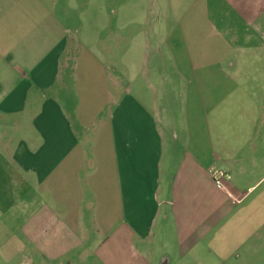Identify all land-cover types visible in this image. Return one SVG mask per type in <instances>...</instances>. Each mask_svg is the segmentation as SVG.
Segmentation results:
<instances>
[{
    "label": "crops",
    "instance_id": "1",
    "mask_svg": "<svg viewBox=\"0 0 264 264\" xmlns=\"http://www.w3.org/2000/svg\"><path fill=\"white\" fill-rule=\"evenodd\" d=\"M54 15L0 5L1 258L264 264V85L194 79L187 62L178 115L155 46L137 62L125 37L121 61V29Z\"/></svg>",
    "mask_w": 264,
    "mask_h": 264
},
{
    "label": "rangeland",
    "instance_id": "2",
    "mask_svg": "<svg viewBox=\"0 0 264 264\" xmlns=\"http://www.w3.org/2000/svg\"><path fill=\"white\" fill-rule=\"evenodd\" d=\"M0 5L3 11L14 13L17 18L25 15L41 18L55 12L57 16L76 19L79 28L106 27L107 36L110 30L121 29L123 39L118 56L121 61L127 56L131 61L134 53L133 50L131 56L127 54L129 46L125 37L139 41L137 62L140 45L155 46L160 52H157L160 72L165 77L161 89L162 100L165 95L164 109L178 115L185 95V85L180 79L191 77L184 69L187 62L193 67L194 79L264 85V0H10ZM92 19L94 25H90ZM105 58L110 60L111 55ZM118 68L120 76L132 69ZM124 69L128 71L123 72ZM138 69L133 68L130 75L136 77ZM221 71L227 74L226 79ZM124 85L130 86L126 78ZM160 108L163 109L161 104ZM0 264H18V261L0 256Z\"/></svg>",
    "mask_w": 264,
    "mask_h": 264
},
{
    "label": "built area",
    "instance_id": "3",
    "mask_svg": "<svg viewBox=\"0 0 264 264\" xmlns=\"http://www.w3.org/2000/svg\"><path fill=\"white\" fill-rule=\"evenodd\" d=\"M210 177L212 182L220 189L225 190V182L228 180L227 172L220 169H214L210 171Z\"/></svg>",
    "mask_w": 264,
    "mask_h": 264
}]
</instances>
